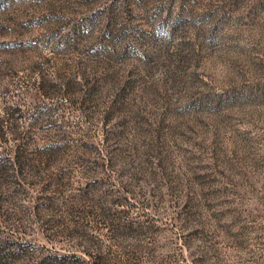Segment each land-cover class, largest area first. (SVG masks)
<instances>
[{
    "label": "rangeland",
    "instance_id": "374dc122",
    "mask_svg": "<svg viewBox=\"0 0 264 264\" xmlns=\"http://www.w3.org/2000/svg\"><path fill=\"white\" fill-rule=\"evenodd\" d=\"M0 264H264V0H0Z\"/></svg>",
    "mask_w": 264,
    "mask_h": 264
}]
</instances>
